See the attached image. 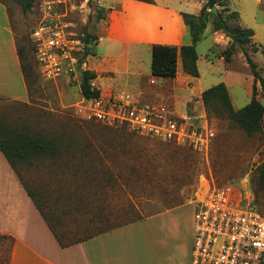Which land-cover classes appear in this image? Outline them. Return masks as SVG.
<instances>
[{
    "label": "rangeland",
    "instance_id": "374dc122",
    "mask_svg": "<svg viewBox=\"0 0 264 264\" xmlns=\"http://www.w3.org/2000/svg\"><path fill=\"white\" fill-rule=\"evenodd\" d=\"M154 1L191 14H198L205 2ZM126 2L34 0L23 12L15 1L0 0V123L52 138L60 147L55 157L19 166L30 189L47 179L49 189L63 195L53 198L54 207L64 206L66 213L65 227L53 224L55 232L61 240L73 241L177 205L187 218L209 189L224 184L235 187L240 209L264 214V133L248 136L219 108L206 109L200 98L201 90L223 82L235 109L249 102L253 76L240 47L226 62L222 52L230 40L214 31L209 19L195 44L198 76L185 74L179 60L174 77L154 76L148 46L123 44L126 19L120 14ZM214 6L225 18L236 11L238 17L228 23L254 31L245 48L264 79V0H220ZM49 12L74 50L69 74L48 77L36 59L31 32ZM186 32L184 43L189 44L187 27ZM86 36L90 52L83 42ZM253 46L263 49L253 52ZM79 69L95 73L89 81L104 101L128 94L139 106L163 109L162 118L171 113L182 120L180 139L163 141L145 130L96 120L80 93ZM256 97L264 107L258 83ZM107 110L114 116L121 107ZM8 246V240L0 239V264Z\"/></svg>",
    "mask_w": 264,
    "mask_h": 264
},
{
    "label": "crops",
    "instance_id": "0c3cea01",
    "mask_svg": "<svg viewBox=\"0 0 264 264\" xmlns=\"http://www.w3.org/2000/svg\"><path fill=\"white\" fill-rule=\"evenodd\" d=\"M129 2L131 6L124 9ZM129 2L122 4L120 14L126 19L123 44L146 45L149 50L152 44H185L180 7L154 0ZM30 190L34 196L0 151V239L9 241L4 264H192L194 219L178 212L181 205L90 237L64 241L53 226L65 227L64 206L56 209L53 204L54 197L63 195H55L47 179L34 182Z\"/></svg>",
    "mask_w": 264,
    "mask_h": 264
},
{
    "label": "built area",
    "instance_id": "2783aa9c",
    "mask_svg": "<svg viewBox=\"0 0 264 264\" xmlns=\"http://www.w3.org/2000/svg\"><path fill=\"white\" fill-rule=\"evenodd\" d=\"M49 9L48 4L46 12ZM31 35L37 62L48 77L72 71L74 50L57 18L45 13ZM90 86L95 88L91 82ZM85 99L96 120L145 130L163 141L180 139L182 120L171 113L162 118L163 109L139 106L128 94L110 96L106 101L100 94ZM119 106L121 110L111 116L107 109L117 110ZM241 200L233 185L224 184L209 189L197 202L193 213L192 264H264V214L240 209ZM246 205L250 202L246 201Z\"/></svg>",
    "mask_w": 264,
    "mask_h": 264
},
{
    "label": "trees",
    "instance_id": "16d2710c",
    "mask_svg": "<svg viewBox=\"0 0 264 264\" xmlns=\"http://www.w3.org/2000/svg\"><path fill=\"white\" fill-rule=\"evenodd\" d=\"M13 1L20 5L23 12L29 11L34 4V0ZM139 1L153 3V0ZM218 2H220V0H205L198 14H191L187 12L180 13L182 20L187 27L191 42L189 44H182L180 46L152 44L150 49V73L157 77H174L177 70V61L180 59L181 68L185 74L194 77L198 76V55L195 49V44L202 38V33L206 28L207 22L209 19H211L213 26L212 29L214 31L223 32L230 40L228 47L222 52L224 60L229 62L235 47H240L245 61L253 76V84L249 102L240 109H235L233 107L227 87L223 82L213 85L201 92L200 98L203 102V105L209 111L216 110V107L219 108L221 113H223L231 122H233L239 129L244 131L248 136H252L255 133H264V107L260 100L256 97L257 83L260 85L261 91L264 92V79L256 70V65L252 61L249 52L245 48V45L251 41L254 31L251 28L243 27L240 24L233 25L228 23V20H235L238 17V13L236 11H231L227 18L223 17L221 11L217 12V15L213 14L210 9L215 4H218ZM100 11H102V8ZM100 11L98 17L102 18ZM90 41L91 39L88 36L83 38V42L86 44L85 49L89 52L92 51L91 47L87 46ZM259 49L263 48L260 46L252 47L253 52L258 51ZM17 53H19L18 55L20 56V51ZM94 77V72L90 70L83 71L79 88L81 95L85 98L97 97L100 94L98 89L92 88L90 86L89 80ZM0 151L3 153L4 157L13 170L19 175L21 179H23L19 171L20 165L29 163L35 158L43 156L50 158L55 157V155L60 152V147L52 138L32 135L25 131L8 128L0 123ZM23 183L25 187H27L24 179ZM27 189L29 194L34 196L30 188L27 187ZM35 203L38 207H40L36 199ZM139 219L142 218H138L137 220ZM134 221L136 220L124 221L122 224L116 225L115 227Z\"/></svg>",
    "mask_w": 264,
    "mask_h": 264
},
{
    "label": "water",
    "instance_id": "95a60500",
    "mask_svg": "<svg viewBox=\"0 0 264 264\" xmlns=\"http://www.w3.org/2000/svg\"><path fill=\"white\" fill-rule=\"evenodd\" d=\"M210 10H211V12H212L213 14L217 15V11H216V9H215V6H213ZM79 72H80L81 74H83V70H82V69H79Z\"/></svg>",
    "mask_w": 264,
    "mask_h": 264
}]
</instances>
